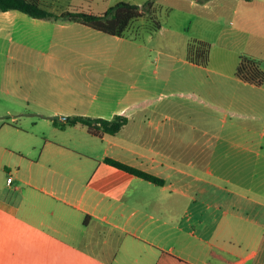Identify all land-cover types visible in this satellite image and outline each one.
Returning a JSON list of instances; mask_svg holds the SVG:
<instances>
[{
  "label": "crops",
  "instance_id": "0c3cea01",
  "mask_svg": "<svg viewBox=\"0 0 264 264\" xmlns=\"http://www.w3.org/2000/svg\"><path fill=\"white\" fill-rule=\"evenodd\" d=\"M76 1L41 0L53 10ZM85 1L103 4L101 14L113 7ZM137 1L115 3L148 0ZM169 3L203 30L226 7L247 54L264 62V0H157L156 9ZM181 27L162 26L140 43L0 12V264H264V84L226 74L240 52L225 45L215 55L225 89L202 81L194 93V68L209 64L172 53L178 39L186 50ZM35 39L58 49L45 55L47 69L75 73L45 79L46 94L28 76ZM68 48L75 58L65 61L58 53ZM181 86L189 92L177 93ZM74 117L127 124L95 136L69 125Z\"/></svg>",
  "mask_w": 264,
  "mask_h": 264
},
{
  "label": "trees",
  "instance_id": "16d2710c",
  "mask_svg": "<svg viewBox=\"0 0 264 264\" xmlns=\"http://www.w3.org/2000/svg\"><path fill=\"white\" fill-rule=\"evenodd\" d=\"M244 1L250 2L251 0ZM156 2L157 0H148L141 6L121 2L102 14H92L76 9L69 10L70 8L60 12L59 8L53 10L54 8L45 5L41 0H0V12L18 11L34 19L80 22L108 36L144 43L147 37L155 35L162 29L157 17ZM187 58L195 64L207 66L210 61V46L200 41L190 43ZM236 75L242 81L252 85L264 84V70L261 62L250 58L241 59ZM67 122L73 126L81 125L95 136L115 135L127 124V120L122 117H116L111 121L74 117L67 119ZM106 163L156 185L163 184L162 180L127 165L110 159H106Z\"/></svg>",
  "mask_w": 264,
  "mask_h": 264
},
{
  "label": "rangeland",
  "instance_id": "374dc122",
  "mask_svg": "<svg viewBox=\"0 0 264 264\" xmlns=\"http://www.w3.org/2000/svg\"><path fill=\"white\" fill-rule=\"evenodd\" d=\"M110 2L112 6H114L116 3V0H111ZM138 3H142V0H138ZM110 3H108L109 5ZM71 5V3H70ZM176 6V3H169L165 4L161 9L158 10L157 17L158 21L161 23L162 26H182L180 28L183 39L186 40V50L184 47V42H180V40H177V44L173 46L172 53L177 57L181 58L183 54L186 52V58H187V52H188V45L193 42H197L200 40H197L196 38H202L204 39L203 42H206L210 46V52L213 53V55H210V61L209 65L206 68L198 69L194 68L193 70V77L195 78V87L193 89L194 93L199 94V91L197 90V83L198 82H210L212 83L211 91H216L221 89H225V83L226 79H221L218 73L216 71L219 70L215 60L218 59V57L215 58V55L219 53V47L228 45L230 47H237L238 51L240 52V58L239 63L242 58H250L252 59L247 53V38L236 32L237 28L239 27V20L237 17H235L232 13L227 11V8H216L214 14H220L219 19H216V23H212L210 27H208L207 30H204L201 28V25H205L204 22L197 18V17H186L184 13L181 12H174L172 8ZM51 8H57V7H51ZM60 12L68 10H78L80 12L85 13H92V14H101V10L104 9V5L100 3H91L90 1L85 0H78L74 3V5L70 6L67 4H64L60 7H58ZM171 8V9H170ZM172 10V11H171ZM241 26V25H240ZM94 30V29H93ZM96 31V30H94ZM97 32V31H96ZM69 34V33H67ZM106 38H112L113 36L104 35L103 33L100 34ZM47 38V37H45ZM48 40L45 39V41H38L37 39L34 40V51H32L33 59L36 63V65H33V68H29V77L36 78L39 83L38 87H35L34 92L36 94H46L47 90L45 88V85L47 84V81L45 79L57 77V76H65L69 72L71 75H74L75 73L73 70L67 68L68 70L64 71V69H61V71L58 73L55 69H47L46 65L44 64V61L46 59L45 55L50 51ZM141 43V42H140ZM101 46V45H100ZM58 49H52L50 52H54L57 54ZM102 49H100L101 51ZM211 54V53H210ZM18 55V54H17ZM58 56L61 57L63 60H73L75 57L73 53L70 51V49H64V52L58 53ZM18 58L21 60L23 58V55H18ZM262 67L264 66V62L261 63ZM38 65V66H37ZM239 64L236 65L235 69L233 67L232 71L225 70L226 74H229L232 76L235 72H237ZM173 69L178 72V75L181 76L183 72V68L181 64H175L173 66ZM70 70V71H69ZM160 70V69H159ZM160 92H163L165 94H169L174 89L167 88L165 86H161L159 89ZM177 93L184 92L187 94L189 91L186 87L181 86L180 89L176 90ZM214 106L217 108H220L218 105L214 103ZM216 110V109H215ZM8 172V170H7Z\"/></svg>",
  "mask_w": 264,
  "mask_h": 264
},
{
  "label": "built area",
  "instance_id": "2783aa9c",
  "mask_svg": "<svg viewBox=\"0 0 264 264\" xmlns=\"http://www.w3.org/2000/svg\"><path fill=\"white\" fill-rule=\"evenodd\" d=\"M262 69L264 70V66L262 67ZM12 182V179L8 180V183L10 184Z\"/></svg>",
  "mask_w": 264,
  "mask_h": 264
}]
</instances>
